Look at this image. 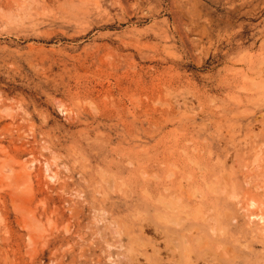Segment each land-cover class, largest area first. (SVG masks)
<instances>
[{"label":"rangeland","instance_id":"rangeland-1","mask_svg":"<svg viewBox=\"0 0 264 264\" xmlns=\"http://www.w3.org/2000/svg\"><path fill=\"white\" fill-rule=\"evenodd\" d=\"M252 214L264 0H0V264H264Z\"/></svg>","mask_w":264,"mask_h":264},{"label":"bare ground","instance_id":"bare-ground-1","mask_svg":"<svg viewBox=\"0 0 264 264\" xmlns=\"http://www.w3.org/2000/svg\"><path fill=\"white\" fill-rule=\"evenodd\" d=\"M44 166H45V172H46V174H47V176L51 179V180H54L55 179V176L53 175V174H51V165H50V163L48 162V161H45L44 162ZM24 184V183H23ZM25 185V184H24ZM25 186H27V185H25ZM23 187V186H22ZM255 204V203H254ZM254 204H252V205H254ZM251 218L252 219H254V218H258V220L260 221V223H262L263 225H264V216L263 215H260V214H252L251 215ZM264 233V232H263ZM29 240H31L30 239V237H29Z\"/></svg>","mask_w":264,"mask_h":264}]
</instances>
